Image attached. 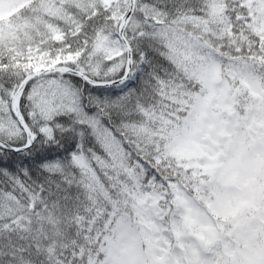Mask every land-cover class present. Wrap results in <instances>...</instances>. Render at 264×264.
<instances>
[{"label":"snow or ice","instance_id":"6c2138e0","mask_svg":"<svg viewBox=\"0 0 264 264\" xmlns=\"http://www.w3.org/2000/svg\"><path fill=\"white\" fill-rule=\"evenodd\" d=\"M0 264H264V0H0Z\"/></svg>","mask_w":264,"mask_h":264}]
</instances>
